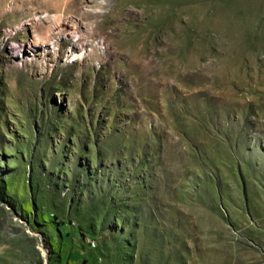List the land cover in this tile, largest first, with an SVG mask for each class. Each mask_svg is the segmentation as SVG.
Segmentation results:
<instances>
[{"label":"rangeland","instance_id":"obj_1","mask_svg":"<svg viewBox=\"0 0 264 264\" xmlns=\"http://www.w3.org/2000/svg\"><path fill=\"white\" fill-rule=\"evenodd\" d=\"M0 264H264V0H0Z\"/></svg>","mask_w":264,"mask_h":264},{"label":"trees","instance_id":"obj_2","mask_svg":"<svg viewBox=\"0 0 264 264\" xmlns=\"http://www.w3.org/2000/svg\"><path fill=\"white\" fill-rule=\"evenodd\" d=\"M62 250V249H61ZM69 254L67 253V254H64L63 252H61V257H66V256H68ZM70 256V255H69Z\"/></svg>","mask_w":264,"mask_h":264},{"label":"bare ground","instance_id":"obj_3","mask_svg":"<svg viewBox=\"0 0 264 264\" xmlns=\"http://www.w3.org/2000/svg\"><path fill=\"white\" fill-rule=\"evenodd\" d=\"M75 24V23H74ZM79 24V23H78Z\"/></svg>","mask_w":264,"mask_h":264}]
</instances>
